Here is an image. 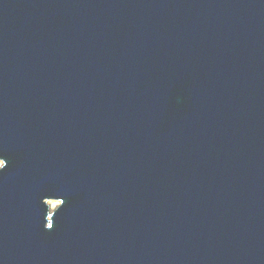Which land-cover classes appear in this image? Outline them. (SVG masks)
Masks as SVG:
<instances>
[{"label": "water", "instance_id": "1", "mask_svg": "<svg viewBox=\"0 0 264 264\" xmlns=\"http://www.w3.org/2000/svg\"><path fill=\"white\" fill-rule=\"evenodd\" d=\"M0 162V264H264V0H0Z\"/></svg>", "mask_w": 264, "mask_h": 264}, {"label": "rangeland", "instance_id": "2", "mask_svg": "<svg viewBox=\"0 0 264 264\" xmlns=\"http://www.w3.org/2000/svg\"><path fill=\"white\" fill-rule=\"evenodd\" d=\"M0 166H1V162H0ZM48 202H55V205L54 206H50V209H54L57 205H58V202L57 201H48Z\"/></svg>", "mask_w": 264, "mask_h": 264}, {"label": "bare ground", "instance_id": "3", "mask_svg": "<svg viewBox=\"0 0 264 264\" xmlns=\"http://www.w3.org/2000/svg\"><path fill=\"white\" fill-rule=\"evenodd\" d=\"M49 206H54L55 205V202H48Z\"/></svg>", "mask_w": 264, "mask_h": 264}]
</instances>
